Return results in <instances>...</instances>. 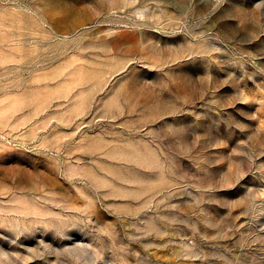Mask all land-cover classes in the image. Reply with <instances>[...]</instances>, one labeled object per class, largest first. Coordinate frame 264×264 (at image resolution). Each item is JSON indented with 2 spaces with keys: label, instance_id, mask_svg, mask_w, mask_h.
<instances>
[{
  "label": "rangeland",
  "instance_id": "374dc122",
  "mask_svg": "<svg viewBox=\"0 0 264 264\" xmlns=\"http://www.w3.org/2000/svg\"><path fill=\"white\" fill-rule=\"evenodd\" d=\"M0 264H264V0H0Z\"/></svg>",
  "mask_w": 264,
  "mask_h": 264
}]
</instances>
